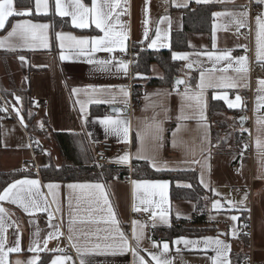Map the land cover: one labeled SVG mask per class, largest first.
I'll list each match as a JSON object with an SVG mask.
<instances>
[{
    "label": "crops",
    "instance_id": "0c3cea01",
    "mask_svg": "<svg viewBox=\"0 0 264 264\" xmlns=\"http://www.w3.org/2000/svg\"><path fill=\"white\" fill-rule=\"evenodd\" d=\"M46 2L47 8L42 0L37 11L36 0L34 9L18 8L14 0L17 11L30 10L31 14L8 17L0 29V40L4 41L0 46V87L20 120H0V173H22L5 189L17 181H38L37 186L18 185L17 189L32 188L30 194L25 191L22 195L26 201L29 195L34 196L40 206L25 212L10 199L0 201V208L4 209L0 213V241L4 243L0 256L4 264H29L33 260L38 264L44 254L50 255L47 264H141V257L145 264H156L153 256L170 264H246L251 245L255 262L264 264V85L259 83L264 81V70L251 73L253 64L264 68V59H258L264 31L257 23L259 17L264 24V0H254L260 9L254 17L245 7L249 0H119L118 6L116 0H80L88 9L94 3L104 11L111 6V38L122 41L112 52L94 50V38L105 35L96 27L94 13L84 14L88 27L82 28L77 26L81 14L77 13L75 22L71 15L76 11L73 0H61L68 15L60 14L56 0ZM203 5L215 6L211 30L189 32L188 49L172 54L174 61L183 64L184 87L144 92L141 88V107L129 111L134 79L143 83L147 77L135 75L130 65L118 61V55L130 46L153 52L170 49L173 32L185 28L182 8L191 6L196 10ZM245 12L246 16L241 15ZM33 14L48 19L37 20ZM56 18L61 20L59 27ZM24 21L49 27L36 30V39L25 41L19 34L9 37L15 24ZM66 22L69 27L64 26ZM81 39L89 43L81 47L77 44ZM176 53L186 54L187 58L175 59ZM226 53L227 59H216ZM241 57L246 60L241 61ZM98 61L107 63L101 65ZM123 64H127V70ZM189 64L195 69H188ZM238 68L246 70L237 71ZM151 77H163L158 64L152 65ZM226 84L234 86L225 87ZM237 96L241 98L239 106L230 107L229 104L236 105ZM211 99L233 111L224 115L229 122L238 121V130L250 113L256 116L252 145L246 141H224L223 149L215 151L209 119ZM94 106L101 108L93 114ZM26 107L34 116L32 124L47 132L43 137L32 133L42 144L41 168L48 167L52 160L58 166L65 162L55 134L82 136L89 146L111 141L117 145L114 162L128 165L143 161L158 172L196 170L208 193L204 209L197 212L192 201H174L168 178L50 182L23 170V163L31 157L26 134V130L30 131L28 118L23 113ZM112 107L129 113L112 116ZM108 117L125 122L120 127H128L127 138L111 131L104 123ZM249 150L254 152L252 158L248 157ZM125 155L130 156L127 162L121 160ZM135 182L140 183L139 188ZM160 182H167V187H161ZM175 184L190 187L185 181ZM196 216L199 218L195 221ZM175 220L190 226L193 235L171 237L159 232L171 228ZM243 222H252L253 238L241 230ZM216 240L223 243L217 245ZM68 242L73 252L68 249ZM165 243L169 246L167 251L163 248ZM17 246L20 251H8Z\"/></svg>",
    "mask_w": 264,
    "mask_h": 264
},
{
    "label": "trees",
    "instance_id": "16d2710c",
    "mask_svg": "<svg viewBox=\"0 0 264 264\" xmlns=\"http://www.w3.org/2000/svg\"><path fill=\"white\" fill-rule=\"evenodd\" d=\"M87 3L91 0H85ZM18 8H30L34 9V0H15ZM213 5L198 6L196 10H193L191 6L184 7L185 11V28L182 31H174L172 34V46L168 50L161 52H153L149 50H141L140 47H135V58L133 65V72L135 75L140 74L146 76V81L139 83L138 79H134V92L140 94L141 88L144 90H150L152 88L157 89H174V79L178 76H183L181 62L174 61L172 54L174 51H183L188 49L187 34L192 31L197 32H209L211 30V24L213 21ZM37 20H47L48 17L37 16L33 14V17ZM13 19L10 20L9 25ZM57 27L60 26L61 20H55ZM64 26L69 27L68 22ZM153 64H158L163 70V77L153 78L151 77V68ZM195 86L194 82L192 83ZM28 106L31 105L30 99H27ZM101 107L94 106L92 109L93 114L97 113V109ZM23 113L28 118L27 127L31 134L34 132L37 135L43 137L47 132L46 129H38L32 123L34 116L30 114L29 108L26 107ZM233 111L225 106L224 103L211 99L209 102V119L213 125V137L217 139L222 137V143L228 141L229 143L242 142L243 140L238 135V121L229 122L225 118L224 114H232ZM28 114L30 115L28 117ZM31 125V126H30ZM172 126L167 130V145ZM235 134V139H233ZM56 143L60 149L65 162L58 166L52 160L51 164L46 168H41V177L44 181L50 182H68V181H109L113 178L124 179L130 176L128 168H107L103 167L99 169L94 164V159L90 146L82 136L73 134H55ZM224 138V139H223ZM40 144L41 141L39 140ZM42 145V144H41ZM42 147V146H41ZM42 150V148H40ZM133 178H150V179H163L168 178L172 182L171 196L174 201L188 200L192 201L197 206V212L204 209L208 200V193L201 186L199 182L198 172L194 171H181V172H158L153 170L147 162L137 161L133 163ZM21 172L14 173H0V194L5 187L13 180L21 177ZM177 181H185L190 183V187H177ZM201 216V215H200ZM204 216V215H202ZM199 218L196 216L195 221ZM195 223V222H194ZM159 232L167 233L168 236L176 237L182 235H193L190 226L184 222L174 221L173 225L169 229H160ZM244 248H247V242L244 244ZM49 254H44L38 264H47L50 257Z\"/></svg>",
    "mask_w": 264,
    "mask_h": 264
},
{
    "label": "snow or ice",
    "instance_id": "6c2138e0",
    "mask_svg": "<svg viewBox=\"0 0 264 264\" xmlns=\"http://www.w3.org/2000/svg\"><path fill=\"white\" fill-rule=\"evenodd\" d=\"M199 2V0H198ZM204 2H208V0H204ZM41 3L42 0H36V10L39 11L40 7H41ZM73 3L75 5L76 11H74L73 13H71V15L73 16V21H76V17H77V13L79 12L81 14V19H80V23L77 25L78 27H88V23L84 20L83 16L84 14H95V25L97 28L101 29V31H103L105 33L104 37H96L94 38V45H95V49L96 51H108V52H112L114 50V47L116 44L118 43H122V41H117L114 38H111L113 36V34L111 33L110 30V25H109V20L112 17V11H111V6H109V11H104V9L102 7H98L95 3L93 5V8L88 9L85 8L81 3L80 0H73ZM43 4L44 7L47 8V2L46 0H43ZM116 5H119V0H116ZM56 8L58 11H60L61 15H68L69 13L67 11H65L62 6H61V0H56ZM31 12L30 10L27 11H17L15 6H14V0H0V29H3L5 27V23L8 19V17L11 16H24V15H30ZM215 15L219 16L221 15V13H216ZM241 15H247V12L242 13ZM239 23V22H238ZM257 23L261 25V29L262 31H264V24H261L260 18H257ZM242 26V25H241ZM49 26L46 24H33L30 21H24L21 23H17L15 24V26L12 28V31L9 32L8 36L12 37V36H16L17 34H19L21 36V38H23L25 41H27L29 38L31 39H36V30L38 29H47ZM63 37H61L62 39ZM71 39L75 40V37H71ZM45 43L44 46H47V37H44ZM89 43V41L87 39H81L77 41V44L80 45L81 47L87 45ZM258 43H259V37H258ZM4 41L0 40V46H3ZM155 45V41H153V46ZM261 51H258V59H264V45H261ZM174 58L175 59H186L187 56L186 54H180V53H176L174 54ZM228 58V54L226 53L223 57H216L217 60L220 59H227ZM241 61L246 60L245 57H241L240 58ZM92 62V61H90ZM99 64L103 65L106 64V61H98ZM123 68L125 70H127V64H123L122 65ZM231 66V65H229ZM189 68H191V64L188 65ZM237 71H241V70H246V69H236ZM183 83V81L181 80H177V85ZM259 83L261 85H264V81H259ZM225 87H233L234 85L232 84H226L224 85ZM201 87H203V74H201ZM127 94V93H125ZM241 98L239 96L236 97V105H232L229 104L230 107L233 106H239V102H240ZM243 119V118H242ZM104 123H106L107 125H109L111 127V131L117 133V134H123V136L125 138H127L128 135V127L124 126L123 128L120 127L121 124H124L125 122L122 121H114L112 120L110 117L106 118ZM159 131H163L162 128L159 129ZM175 135V133L173 134ZM175 145V141L173 142ZM259 143V142H258ZM130 159L129 155H125L124 157L121 158L122 161L127 162ZM137 183V187H140V183L139 182H135ZM39 184L38 181L36 180H22V181H17L14 184L10 185L7 189H5V191L3 192V194H0V201L6 200V199H10V201L12 203H18L25 212H31L33 209H39V204L36 202V199L34 196L29 195L28 200H25V196L22 195V193H25V191H27V193H31L32 192V188H28L27 190H25L23 187H20L19 189H17V186H23V185H30V186H37ZM160 186L163 188L167 187V182H160ZM49 188H52L53 185H49ZM69 188H74V187H83V186H78V185H69ZM95 187L97 188H102L101 185H96ZM14 189H16V191H13ZM105 203H107V199H105ZM45 210H47L45 208ZM59 210V209H57ZM147 210V209H145ZM109 211L111 212V208L109 207ZM4 209L0 208V213H3ZM233 219H236V217H233ZM115 217L113 214V223H115ZM0 228H3V218L2 216H0ZM122 235V234H121ZM52 236H49V239H51ZM71 238V237H70ZM137 241H139L140 237L137 236L136 237ZM186 244L188 243H194V242H190V241H184ZM177 243H179V241H177ZM215 243L217 245L222 244V241L216 240ZM125 246H127V240L124 241ZM99 246V245H97ZM168 244L165 243L163 245L164 251L168 250ZM3 248H4V243L3 241H0V252H3ZM30 250H36V249H30ZM9 252H18L20 251L19 246L11 248L8 250ZM153 259L156 260V264H170V262L168 261H161L159 260L156 256H153ZM141 260V264H145V262L143 261V258H140ZM0 264H4V260L3 257L0 256ZM17 264H21V262L17 261ZM29 264H35V261H29ZM53 264H57L56 261H53ZM62 264V262H61Z\"/></svg>",
    "mask_w": 264,
    "mask_h": 264
},
{
    "label": "built area",
    "instance_id": "2783aa9c",
    "mask_svg": "<svg viewBox=\"0 0 264 264\" xmlns=\"http://www.w3.org/2000/svg\"><path fill=\"white\" fill-rule=\"evenodd\" d=\"M245 7L249 10L251 17L256 16L260 13V9L256 6L254 0H249V2L245 5ZM246 31V30H245ZM248 32V31H246ZM135 48L130 46L129 50L120 53L118 55V61L121 63H127L133 68L134 65V58H135ZM264 68L261 64H253L251 67V73H259L263 72ZM141 96L136 94L134 90L132 91V97L129 105V111L138 109L142 105ZM115 116V114H111ZM261 117L264 118V111L261 114ZM256 116L250 113V115L245 120V125L242 126L238 130V135L245 140L248 144L252 145L253 143V136H254V120ZM3 119H12L14 121L20 122L15 109L13 108L12 104L6 98L5 94L3 93L0 87V120ZM20 124V123H19ZM26 134L28 137L29 142V151H30V160L26 161L22 165V169L29 171L33 174L41 175V166L39 164V155H40V148L41 144L38 139L34 138V136L30 133V131L26 130ZM90 148L92 151L94 164L99 168L102 169L103 167L107 168H128L130 172L129 179L132 180V171H133V163L128 165H124L121 163H117L113 161V155L117 150V145L111 141H103V142H93L90 144ZM254 152L252 150L248 151V157L252 158ZM238 165L235 166L237 168ZM254 181V180H253ZM241 230L253 238V224L252 222H243L240 226ZM68 249L73 252V248L71 247L70 243L68 242ZM246 264H257L254 259V248L250 246V254L249 258L246 260Z\"/></svg>",
    "mask_w": 264,
    "mask_h": 264
},
{
    "label": "water",
    "instance_id": "95a60500",
    "mask_svg": "<svg viewBox=\"0 0 264 264\" xmlns=\"http://www.w3.org/2000/svg\"><path fill=\"white\" fill-rule=\"evenodd\" d=\"M188 69H195V66H193V65H191V68H189V67H187ZM177 80H181V81H183V83H181V84H179V85H177ZM185 83H186V78L184 77V76H178V77H175V79H174V86L175 87H177V88H182V87H184V85H185ZM111 112L113 113V114H116V115H123V114H125V113H129V111L128 110H125V111H123L121 108H119V107H112L111 108ZM245 120H246V118H244L243 119V122H242V126H244L245 125ZM222 235H225V233H221Z\"/></svg>",
    "mask_w": 264,
    "mask_h": 264
},
{
    "label": "rangeland",
    "instance_id": "374dc122",
    "mask_svg": "<svg viewBox=\"0 0 264 264\" xmlns=\"http://www.w3.org/2000/svg\"><path fill=\"white\" fill-rule=\"evenodd\" d=\"M234 139H235V134H233V139L232 140H234ZM222 147H223L222 146V137H219V138L215 139V151L216 150L220 151L221 149H223Z\"/></svg>",
    "mask_w": 264,
    "mask_h": 264
}]
</instances>
